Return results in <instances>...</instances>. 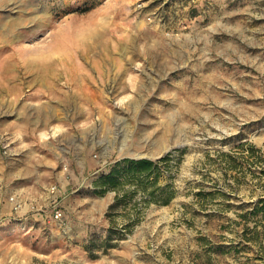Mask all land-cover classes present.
<instances>
[{
	"label": "rangeland",
	"instance_id": "rangeland-1",
	"mask_svg": "<svg viewBox=\"0 0 264 264\" xmlns=\"http://www.w3.org/2000/svg\"><path fill=\"white\" fill-rule=\"evenodd\" d=\"M175 1L0 0V264H263L264 0Z\"/></svg>",
	"mask_w": 264,
	"mask_h": 264
},
{
	"label": "trees",
	"instance_id": "trees-1",
	"mask_svg": "<svg viewBox=\"0 0 264 264\" xmlns=\"http://www.w3.org/2000/svg\"><path fill=\"white\" fill-rule=\"evenodd\" d=\"M166 160L167 154L161 157V161ZM155 165V162L148 158H125L116 161L111 166L110 170L105 175L101 176V179L103 182L109 185H114L116 178L120 175L134 177L136 180L151 176L154 180L157 175ZM168 199L169 196H167L164 203H166ZM240 207H242V211L237 214L240 220H235V222L236 224L243 225L242 240H247L250 242L263 241L264 243V236L261 235L263 229L262 231L260 229H257V226H264V196L257 197L254 200L241 203ZM253 217L256 218L252 220L253 224L249 226L248 221L251 220V218ZM246 232L249 233L248 236L245 235Z\"/></svg>",
	"mask_w": 264,
	"mask_h": 264
},
{
	"label": "crops",
	"instance_id": "crops-1",
	"mask_svg": "<svg viewBox=\"0 0 264 264\" xmlns=\"http://www.w3.org/2000/svg\"><path fill=\"white\" fill-rule=\"evenodd\" d=\"M215 1L216 0H213V4H215ZM174 3H177V5H178L177 10L180 11L181 8H185L187 6V3L189 4V1L188 0H176Z\"/></svg>",
	"mask_w": 264,
	"mask_h": 264
},
{
	"label": "bare ground",
	"instance_id": "bare-ground-1",
	"mask_svg": "<svg viewBox=\"0 0 264 264\" xmlns=\"http://www.w3.org/2000/svg\"><path fill=\"white\" fill-rule=\"evenodd\" d=\"M12 36L14 37V34H12ZM12 37V38H13ZM14 39V38H13ZM29 63V62H28ZM27 63V64H28ZM32 63V62H31ZM33 64V63H32ZM44 65H48V64H44ZM11 67V65H9V64H7V62H6V64L4 65V68H3V70L5 71L6 69H9Z\"/></svg>",
	"mask_w": 264,
	"mask_h": 264
},
{
	"label": "built area",
	"instance_id": "built-area-1",
	"mask_svg": "<svg viewBox=\"0 0 264 264\" xmlns=\"http://www.w3.org/2000/svg\"><path fill=\"white\" fill-rule=\"evenodd\" d=\"M17 207H20V204L17 203V204L14 206V208H17ZM56 215H59V213L56 212Z\"/></svg>",
	"mask_w": 264,
	"mask_h": 264
}]
</instances>
